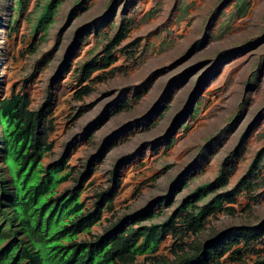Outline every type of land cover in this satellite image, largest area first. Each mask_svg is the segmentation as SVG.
I'll list each match as a JSON object with an SVG mask.
<instances>
[{
  "label": "rangeland",
  "instance_id": "1",
  "mask_svg": "<svg viewBox=\"0 0 264 264\" xmlns=\"http://www.w3.org/2000/svg\"><path fill=\"white\" fill-rule=\"evenodd\" d=\"M47 1L0 0V97L27 91L31 109L47 107L56 152L46 164L65 160L73 169L57 193L90 171L81 194L87 208L114 191L113 211L103 210L78 239L148 210L155 215L143 224L159 225L186 204L187 214L195 213L214 201L209 184L226 159L233 171L219 190L242 187L249 175L250 191L239 190L195 234H182L184 226L178 238L167 232L158 250L135 264H174L227 232L264 229V0H59L37 31ZM121 25L127 29L116 62L93 74L89 95L73 98L76 67L103 55ZM59 168L50 167L55 179ZM249 247L257 253L240 261L226 253L220 262L264 263V237Z\"/></svg>",
  "mask_w": 264,
  "mask_h": 264
},
{
  "label": "trees",
  "instance_id": "2",
  "mask_svg": "<svg viewBox=\"0 0 264 264\" xmlns=\"http://www.w3.org/2000/svg\"><path fill=\"white\" fill-rule=\"evenodd\" d=\"M52 5L54 6V2H52ZM52 5H49V10L52 8ZM125 32V26L122 25L115 33L113 39L109 42L106 53L101 58L100 64H91L85 71V76H88L92 70L105 68L112 63V49L123 40ZM86 91L87 90L84 89L79 91L76 97L81 96L83 92L86 93ZM27 104L28 99L26 96L12 94L11 98H5L0 102V107L6 113L10 111L14 113L13 119L15 123H13L12 133L19 137L21 136L22 139L37 149V147H40L43 143L39 141L35 135L36 133L33 132V120L38 119V113L27 110ZM31 129L33 131H31ZM44 148L45 150L50 149L49 144H46L45 141ZM226 162L227 161L224 162L214 181L209 184L210 190L218 191L219 188L226 185L233 171V167H227ZM67 177L68 175H64V177L62 176L61 178L65 180ZM248 178L249 175L247 178L243 179V188L239 187L229 192L218 193L211 204L207 203L201 207L195 215L187 216L183 220L186 231L193 234L197 233L201 229L206 218L222 209L224 203H234L236 193L239 189L244 190L247 188L248 191H250V188L254 185ZM59 199L60 201L57 202L56 210L65 216H70L69 221H71L72 232H67L68 234L45 232L39 233L35 237L32 232L33 226H27L28 220H23L20 217V219L15 222V220L6 218L8 219L7 222H10V230L8 232L10 235L15 228H20L28 233V243L33 240L29 247L27 246L25 249L21 246L26 244H18L15 239L0 248V256L6 257V264H24L23 259H32L28 261L29 264H38L37 262L42 263L44 259L48 260V264H134L136 255L147 251H156L159 242L163 238V234L155 235L153 232L154 226L137 229L133 228L132 225L126 226L125 222L127 221L121 220L113 228L101 236H98L95 241L77 242L75 240L77 233L88 231L90 227L99 220L100 206H97L91 212L86 214L83 213V203L79 202V195L76 189L71 194L66 195V198L60 197ZM19 208L23 209L21 205ZM152 215L153 214H147L143 219L152 217ZM178 216L179 214L175 215L176 218ZM173 220L174 219L164 223L162 232H172L173 235L178 238L179 232L176 226H174ZM41 230H45V227H41ZM245 232L232 231L225 233V235L215 237L211 242H205L199 251L187 258L178 260L176 264H222L220 258L226 253H231V256H235L234 260L238 259L240 261L244 258V253L247 254L250 250L257 253L253 247L252 249L249 247V244L264 237V229L261 228H252L251 230H245ZM140 236H144V240L141 245H138L137 239ZM235 247L238 248L234 250ZM20 250H22L21 253L23 256L17 255L16 252ZM254 264L264 263L256 262Z\"/></svg>",
  "mask_w": 264,
  "mask_h": 264
},
{
  "label": "clouds",
  "instance_id": "3",
  "mask_svg": "<svg viewBox=\"0 0 264 264\" xmlns=\"http://www.w3.org/2000/svg\"><path fill=\"white\" fill-rule=\"evenodd\" d=\"M26 1L27 0H18L17 6H22L23 4L26 3ZM58 1L59 0H48L46 3L43 4V9L38 16V19H37V22L35 25V27L37 28V31H40V29L44 28V26H43L44 22L51 20V14H52L51 11L54 10L56 8V6L59 4ZM52 2H54V6L52 5ZM49 5H52V8L50 10L48 9ZM46 11L49 15L45 14ZM14 22H15L14 26L10 27L11 30H14L15 27L18 26V22L15 20H14ZM118 29L115 31V33L118 31ZM125 29H127L126 26H125ZM115 33H114V35H115ZM114 35H113V37H114ZM125 35H126V32H125ZM113 37L105 45V47L103 49V55L98 56L94 59H91L88 62H84V63L80 64L78 67H76L75 74L77 75V82H75L74 86H76L77 91L75 92L73 98L79 100L81 97H85V95H89L91 92L89 84H90V81L92 80L93 74L96 73L97 71H100V70L102 71V70L109 69L110 66L116 62L115 58H114V52H115L116 47H118V44L112 49L111 56L113 57V61L109 66H107L105 68L103 67V68H98L96 70H92V71H90V74L88 76L84 75L85 71L87 70V68L90 67L91 64H93V63L96 65L100 64L101 58L105 55L106 49L109 45V42L113 39ZM124 39L125 38H123V40ZM33 49H35V43H32L30 45L29 50L32 51ZM84 82H86V83L84 84ZM83 89L87 90L86 93L83 92V94L81 96L76 97V94L79 91H82ZM12 94H21L23 96H26L28 99V104L26 106L27 110H29L30 112H33V113H38V119L33 120L34 131L32 129H31V131L35 132L36 133L35 135L37 136L39 141L43 142L40 147H37V149H35L34 146H31L29 143H27V141L22 139L21 136L19 137L18 135L13 134L12 133V127H13V123H15V121L13 119L14 113H13V111L6 113L0 107V220L2 219V221L4 220V222H5L3 225L0 224V248H2L6 243H9V242L13 241V239H15L18 244L25 243L26 245L21 246V247H23V249H25V247H27V246L29 247L30 243L33 240H31V242L28 243V240H29L27 237L28 233L23 231L20 228H15V230L10 235V233H8L10 230V227H9L10 222H7L8 219L15 220V222H16V220H19L21 217V219H23V220H28L27 226H29V225L33 226L32 232H33L35 237L39 233L52 232V226L55 222H58L61 224L60 225L61 229L57 230L54 233L68 234L67 232H70V231L72 232L71 221H69L70 216H65L62 213L57 212V210H56V205H57V202L60 201V199H59L60 197L66 198V195L71 194L76 189L78 191V195H79V202L83 203V207H82L83 213L86 214L88 212H91L94 208H96L97 206H100L99 207L100 208L99 220L96 222V223H98L101 219V214H102L103 210L111 211V212L113 211L112 200H113V197L115 196V194H114V191H112L111 188H109V189H107V191L102 192L101 194L100 193L98 194L97 200L95 202H93L92 208H87V203H86L87 200L82 199L81 194H82L83 188L86 185V181L90 180V177H91L90 173L92 171H90L88 174L87 173L83 174L82 176L79 177V179H76V180L73 179L72 180L73 186L71 187V189L65 190L62 193H57L56 190L59 187V185L70 180L71 175L73 174V169L71 167L66 169L67 167L65 166V162H66L65 160H59V161L57 160L56 163H53L51 165V166L60 167L58 170L59 177L57 179H55L54 176L51 174V170H50L51 166H48V164H46V160L50 157V155L51 154L54 155L56 152V149L53 145V142L50 140V135L53 132L55 134L54 123L51 119L47 120L44 117V115H46L47 107L45 105L41 104L39 109H34V110L31 109V107H30V105H31L30 95L27 93V91L22 92L19 90H13L12 92H10L9 95L0 97V102L5 98H11ZM128 103H129V101H125L124 103L123 102L119 103L117 105L118 111L125 109V107H122V104H125V105L127 104V107H128L129 106ZM59 132H60V129L58 128L57 133H59ZM44 141L46 144H49V146H50L49 150L48 149L45 150ZM112 147L113 146H111L110 148H107V149H111ZM61 151H62V148L58 147V149H57L58 154ZM225 161H227L226 162L227 167H229V166L233 167L234 166L233 164H228V159H226L221 164L220 170H221ZM220 170L218 171L217 175L219 174ZM256 171H257V169L254 172H256ZM91 174H93V172ZM64 175H68L67 179H65V180H63L61 178L62 176L64 177ZM247 177H248V175L245 178H247ZM243 179H242V181H243ZM242 181H241V183H242ZM226 185H227V183H226ZM241 188H243V183H242ZM209 189H210V187H209ZM219 189H218V191H216L217 194L229 192V191H232L233 189H238V188L234 187V188H232L228 191H224V192L220 191ZM239 190L237 191L236 195L238 193H240ZM198 191H199V189H198ZM234 192H236V191H234ZM198 193L199 192H197V194ZM10 194H11V198H10ZM196 201L197 200L193 199L192 204L194 205V203ZM207 203H209V202H207ZM207 203H205V204H207ZM224 204H223V208H224ZM227 204H229V203H227ZM20 205L23 207V209L19 208ZM187 206H188V204L184 205L183 210L176 213V214H179V216L177 218L175 217V215H176L175 214L173 217L167 218L165 221H163L159 225H155L152 223L143 224V222L150 221L151 219H153V217L155 215L151 212V210L150 211L148 210L147 213L140 215V216L126 215L125 217H123L119 220H116L113 227L115 226L116 223H119L121 220L127 221V222H125L126 226L132 225L133 228H137V229H142L144 227L154 226L153 232L155 233V235L163 234V238H164V235L167 233V232H162L163 231L162 228H163L164 223L167 221L170 222V220L174 219L173 220L174 226H176V228L179 232V237H180L181 236V228H179V227L180 226L185 227V225L183 224V220L187 216L189 217V216L195 215L198 212V210L201 207H203V206L198 207L197 211L195 213L187 214L186 210H184V208H186ZM18 209H19V211H18ZM56 212L58 213V215L55 217ZM147 214H153V215H152V217H146L145 219H143V217H145ZM215 214L210 215V216H214ZM6 218H8V219H6ZM176 219L181 220L182 223H180V225H178L179 223L176 224L175 223ZM95 224H93L88 231L78 232L75 240L77 242L95 241L96 238L98 236H101L102 234H99L96 236H90L89 235L91 237L89 240H88V238L83 239V240L78 239L79 234H84V233L90 234V230ZM65 225H66V228H65ZM41 227H45V230H41ZM187 232H189V231H187ZM187 232L185 229V231L182 234H186ZM170 233L172 234V236H174L172 232H170ZM4 234H6V235H4ZM163 238H162V240H163ZM143 240H144V236H140L137 239V244L141 245ZM161 241L159 242V244L161 243ZM159 244H158V246H159ZM22 250L16 252L18 256H23L21 253ZM157 250H158V247H157L156 251ZM156 251H154V252L147 251L145 253L153 254ZM145 253H142V254H145ZM142 254H139V255H142ZM139 255H136V257ZM34 259H36V258H34ZM31 260L32 259H23V263L29 264L28 261H31ZM135 260H136V258H135ZM26 261H27V263H26ZM37 263L38 264H48V260L44 259V262H42V263L37 262ZM0 264H6V257L0 256ZM134 264H135V261H134ZM174 264H176V263H174Z\"/></svg>",
  "mask_w": 264,
  "mask_h": 264
},
{
  "label": "crops",
  "instance_id": "4",
  "mask_svg": "<svg viewBox=\"0 0 264 264\" xmlns=\"http://www.w3.org/2000/svg\"><path fill=\"white\" fill-rule=\"evenodd\" d=\"M128 105H129V103H128ZM122 107H125V108H127V104L125 105V104H122ZM129 179V178H128ZM88 182V180L86 181V183ZM128 187V186H127ZM113 201V200H112Z\"/></svg>",
  "mask_w": 264,
  "mask_h": 264
},
{
  "label": "bare ground",
  "instance_id": "5",
  "mask_svg": "<svg viewBox=\"0 0 264 264\" xmlns=\"http://www.w3.org/2000/svg\"><path fill=\"white\" fill-rule=\"evenodd\" d=\"M6 92H7V91H6ZM34 94H36V91H35V90H34ZM60 126H62V125H60ZM61 129H62V128H61ZM126 170H127V169H126ZM126 170H125V171H126ZM8 195H9V194H8ZM10 196H11V194H10Z\"/></svg>",
  "mask_w": 264,
  "mask_h": 264
}]
</instances>
